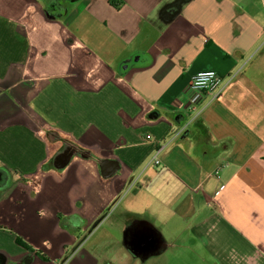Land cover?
I'll use <instances>...</instances> for the list:
<instances>
[{"label": "crops", "instance_id": "0c3cea01", "mask_svg": "<svg viewBox=\"0 0 264 264\" xmlns=\"http://www.w3.org/2000/svg\"><path fill=\"white\" fill-rule=\"evenodd\" d=\"M176 246L264 264V0H0V264Z\"/></svg>", "mask_w": 264, "mask_h": 264}, {"label": "built area", "instance_id": "2783aa9c", "mask_svg": "<svg viewBox=\"0 0 264 264\" xmlns=\"http://www.w3.org/2000/svg\"><path fill=\"white\" fill-rule=\"evenodd\" d=\"M196 80H204L206 81V84H204L203 86H197ZM232 80H233L232 77H228V79H226L224 76L220 75L214 70H206V71L198 72L193 77L190 86V93H191L189 99L190 107L192 109H195L204 97H209L211 101L217 100L221 96L224 89L226 88V85H228ZM159 152L160 150H155L153 159L151 161V163L154 165H159V160H158Z\"/></svg>", "mask_w": 264, "mask_h": 264}, {"label": "rangeland", "instance_id": "374dc122", "mask_svg": "<svg viewBox=\"0 0 264 264\" xmlns=\"http://www.w3.org/2000/svg\"><path fill=\"white\" fill-rule=\"evenodd\" d=\"M148 167H151L152 170L154 167H156V165L152 164L150 161ZM128 188L129 190H126L127 192H125L123 196L119 198L120 201L117 200V202L107 212V215L115 216L120 212L118 205L120 204V202L124 200L126 196H130L131 194L134 193V191L136 190V184L132 183ZM143 198L144 200H149L150 197L148 196L146 199L144 194ZM184 240L187 243L191 242L186 237H184ZM178 246H182L181 243H178ZM160 260H163V264H211L213 262L211 261L210 256L208 254H205V252H199V253L191 252V251H187L183 247H177V246L172 249H169L165 254H163V256H161Z\"/></svg>", "mask_w": 264, "mask_h": 264}, {"label": "clouds", "instance_id": "9594fccd", "mask_svg": "<svg viewBox=\"0 0 264 264\" xmlns=\"http://www.w3.org/2000/svg\"><path fill=\"white\" fill-rule=\"evenodd\" d=\"M209 75H211V74H209ZM194 79H196V78H194ZM196 84H197V86H203L204 84H206V81H204V80H196Z\"/></svg>", "mask_w": 264, "mask_h": 264}, {"label": "trees", "instance_id": "16d2710c", "mask_svg": "<svg viewBox=\"0 0 264 264\" xmlns=\"http://www.w3.org/2000/svg\"><path fill=\"white\" fill-rule=\"evenodd\" d=\"M17 242L20 244V245H23L24 247H27V245L26 244H23V242L18 238L17 239Z\"/></svg>", "mask_w": 264, "mask_h": 264}]
</instances>
